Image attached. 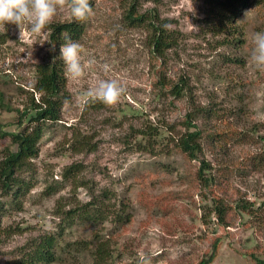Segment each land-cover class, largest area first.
<instances>
[{"label": "rangeland", "instance_id": "1", "mask_svg": "<svg viewBox=\"0 0 264 264\" xmlns=\"http://www.w3.org/2000/svg\"><path fill=\"white\" fill-rule=\"evenodd\" d=\"M133 2L139 13L150 16L156 10L179 46L163 58L154 55L149 30L127 18ZM207 7L205 0H94L92 15L84 20L86 31L75 42L82 63L95 62L79 79L70 78L63 64L62 119L47 127L39 155L22 173L32 187L18 203L0 191V264H15L47 233H57L65 246L88 239L95 230L111 237L116 264H137L141 255L151 256L152 264H196L218 235L220 250L211 264H260L251 252L264 259V167H254V156L264 148V69L248 57L252 34L264 31V1L238 15L228 37L237 42L207 31ZM70 19L66 5L39 34L26 23L21 35L15 24L0 25V90L13 106L23 109L33 93L39 98L36 66L60 55L49 24ZM181 76L189 79L196 106L211 109L195 121L203 133L202 158L222 178L220 187H211L230 206L253 201L261 208L259 219L230 216L227 227L214 214L201 219L212 204L213 189L198 178L201 161L178 144L192 105L188 97L166 96L157 81L163 77L173 83ZM105 79L124 88L112 106L86 95L90 84ZM0 121L10 124L12 113L0 107ZM151 128L145 138L134 135ZM84 136L89 143L82 146ZM9 143H0V160ZM104 192L116 215L109 213L101 227L68 217ZM79 260L91 263L88 256Z\"/></svg>", "mask_w": 264, "mask_h": 264}, {"label": "trees", "instance_id": "2", "mask_svg": "<svg viewBox=\"0 0 264 264\" xmlns=\"http://www.w3.org/2000/svg\"><path fill=\"white\" fill-rule=\"evenodd\" d=\"M154 1L158 2L160 0ZM262 1L264 0H205L208 6L204 19L208 27L207 31L216 36H223V40L226 42H237L239 38L233 36V39L229 40L228 37L230 33L234 32L238 15L248 7H252L255 4L261 5ZM93 3L94 0H89L91 7ZM151 12L153 13L150 16L147 12L139 13L133 2L128 8L127 18L130 23H135L136 26L145 27L149 30L152 53L157 57L163 58L170 49L179 46V38L175 35V32L164 25L156 10ZM49 27L51 29V39L59 49L68 39L73 42L79 40L86 31V23L74 19L52 22ZM63 64L60 55L53 57L49 61L37 64L34 89L40 96L36 99L33 93L23 109L13 106L6 99L5 93L0 90V107L4 111L12 113L13 116V121L9 122L10 124L0 121V143L7 139L10 140V143L4 147V155L0 160V191L10 196L12 203L13 200L18 203V200L32 187L31 182L27 181L22 176V173L28 169L29 161L39 155L40 141L47 127L50 123L58 122L62 119V109L66 98V74ZM157 81L166 96L170 93L176 98H189L192 110L188 111L182 122L185 131L178 137V144L182 151L187 153L191 159H199L201 161L197 175L199 180L204 182V186L211 189H213L211 186L220 187L222 184L221 176L218 177V175L214 174L211 162L202 158L204 155V146L201 140L203 133L195 123L201 115L210 113L211 109L196 106V101L191 91L192 87L186 76H181L178 81L173 83L167 82L163 77L158 78ZM11 124H15L17 128L8 130L7 126ZM154 130V128L147 131L141 129L137 130L134 135L137 133L142 138H145L146 134H151ZM86 138L84 136L79 140L80 145L83 146L89 143L85 142ZM141 143H143L142 140H140ZM254 167L257 170L264 167V148L261 153L254 156ZM109 198L108 192L94 195L81 208L71 210L68 217H78L80 222L99 225L100 221H106L109 213L116 215L114 204L107 205L105 199ZM211 200L212 204L207 205L209 209L204 208L205 212L201 216L202 220L209 214H214L218 219V224L227 227L230 224L229 221H231L230 216L238 217L239 215L242 218L241 220H243L244 216L252 219L251 216L253 215L259 219L258 210L261 208L253 205V201L248 204V201L242 200L237 206H230L231 204L228 203V200L214 189L212 190ZM3 204L0 199V215ZM262 205L264 206V201ZM72 212L75 214H72ZM248 221L245 222L246 225L249 224ZM262 221H264V218ZM221 239V235L215 237L211 243V249L196 264H211L218 256ZM68 253L73 254L69 255ZM251 255L258 263L264 264V259L260 255H256L254 251L251 252ZM82 256H88L91 261L90 264H116L114 258L115 248L111 245V237H107L101 230L92 232L91 237L88 239L74 240L66 243L65 246L60 244V237L57 233H47L34 240L31 249L27 252L25 251L15 264H79L81 262L79 259Z\"/></svg>", "mask_w": 264, "mask_h": 264}, {"label": "clouds", "instance_id": "3", "mask_svg": "<svg viewBox=\"0 0 264 264\" xmlns=\"http://www.w3.org/2000/svg\"><path fill=\"white\" fill-rule=\"evenodd\" d=\"M66 5L71 17L76 21H84L92 15L89 0H0V25L15 24L20 28L21 35V26L26 23L30 32L39 34L57 11L63 10ZM251 40L254 47L248 62L257 69H264V31L253 33ZM60 59L65 64L66 74L72 79L81 78L85 67L95 62L89 60L87 65L82 63L80 45L71 39L61 45ZM123 92L124 88L116 80L105 79L90 84L86 95L90 100L112 106L119 101ZM84 104L86 105L87 101ZM137 264H152V257L141 255Z\"/></svg>", "mask_w": 264, "mask_h": 264}]
</instances>
